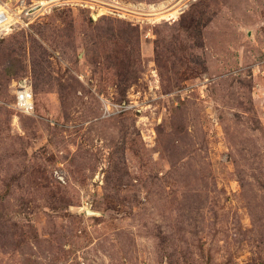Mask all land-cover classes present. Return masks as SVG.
I'll return each mask as SVG.
<instances>
[{"label":"rangeland","instance_id":"obj_1","mask_svg":"<svg viewBox=\"0 0 264 264\" xmlns=\"http://www.w3.org/2000/svg\"><path fill=\"white\" fill-rule=\"evenodd\" d=\"M28 1L0 39V264H264V0Z\"/></svg>","mask_w":264,"mask_h":264},{"label":"built area","instance_id":"obj_2","mask_svg":"<svg viewBox=\"0 0 264 264\" xmlns=\"http://www.w3.org/2000/svg\"><path fill=\"white\" fill-rule=\"evenodd\" d=\"M47 1L36 5L28 0L0 1V39L15 30L27 28L35 15L45 8ZM15 107L18 111L31 114L35 110L34 93L30 86L20 85L16 90Z\"/></svg>","mask_w":264,"mask_h":264},{"label":"water","instance_id":"obj_3","mask_svg":"<svg viewBox=\"0 0 264 264\" xmlns=\"http://www.w3.org/2000/svg\"><path fill=\"white\" fill-rule=\"evenodd\" d=\"M95 17V16H94Z\"/></svg>","mask_w":264,"mask_h":264}]
</instances>
